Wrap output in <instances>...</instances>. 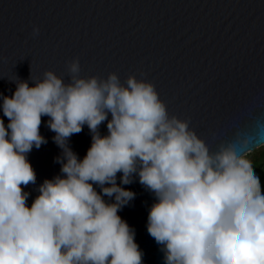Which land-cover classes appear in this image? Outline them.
<instances>
[{"label":"clouds","instance_id":"clouds-1","mask_svg":"<svg viewBox=\"0 0 264 264\" xmlns=\"http://www.w3.org/2000/svg\"><path fill=\"white\" fill-rule=\"evenodd\" d=\"M67 70L68 82L46 71L3 97L0 264H143L135 230L118 215L136 194L116 183L118 173L122 185L137 176L154 195L147 231L164 264H264V194L247 138L210 152L187 121L169 116L151 82L84 78L78 58ZM44 116L63 176L45 179L29 207L23 188L36 173L28 154L47 143ZM85 125L91 146L80 159L68 142Z\"/></svg>","mask_w":264,"mask_h":264},{"label":"water","instance_id":"water-1","mask_svg":"<svg viewBox=\"0 0 264 264\" xmlns=\"http://www.w3.org/2000/svg\"><path fill=\"white\" fill-rule=\"evenodd\" d=\"M76 58L81 77L116 73L121 83L131 75L154 84L169 116L187 121L210 152L237 138L249 140L247 153L264 145V0H0V106L16 82L34 86L46 71L68 82ZM0 118L7 125L2 107ZM48 119L39 129L47 143L28 154L36 173L23 188L29 207L45 179L63 176ZM99 132L107 135V121ZM68 143L83 159L87 125ZM121 175L116 183L136 195L118 215L135 230L143 264H164L147 231L155 197L137 176L122 185Z\"/></svg>","mask_w":264,"mask_h":264},{"label":"rangeland","instance_id":"rangeland-1","mask_svg":"<svg viewBox=\"0 0 264 264\" xmlns=\"http://www.w3.org/2000/svg\"><path fill=\"white\" fill-rule=\"evenodd\" d=\"M247 158L252 162L256 174L260 177L262 194H264V145L247 153Z\"/></svg>","mask_w":264,"mask_h":264},{"label":"snow or ice","instance_id":"snow-or-ice-1","mask_svg":"<svg viewBox=\"0 0 264 264\" xmlns=\"http://www.w3.org/2000/svg\"><path fill=\"white\" fill-rule=\"evenodd\" d=\"M261 143H264V142H261Z\"/></svg>","mask_w":264,"mask_h":264},{"label":"bare ground","instance_id":"bare-ground-1","mask_svg":"<svg viewBox=\"0 0 264 264\" xmlns=\"http://www.w3.org/2000/svg\"><path fill=\"white\" fill-rule=\"evenodd\" d=\"M251 152V151H250ZM249 153V152H248Z\"/></svg>","mask_w":264,"mask_h":264}]
</instances>
